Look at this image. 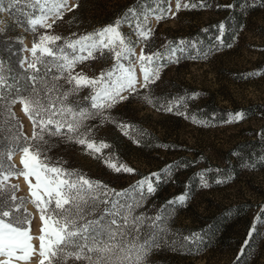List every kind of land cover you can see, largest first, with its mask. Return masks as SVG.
<instances>
[{"label": "rangeland", "instance_id": "obj_1", "mask_svg": "<svg viewBox=\"0 0 264 264\" xmlns=\"http://www.w3.org/2000/svg\"><path fill=\"white\" fill-rule=\"evenodd\" d=\"M0 2L4 9L0 11V33L21 44L22 68L39 58V52L34 58L30 49L41 35H58L62 39L56 44L63 46L65 40L94 33L135 9L145 30L152 32L147 40H141L134 27L127 23L120 26L133 49L131 60L123 63L135 71L136 92L122 93L128 99L85 122L92 128L88 139L109 147L89 154L75 142L46 136L44 155L50 163L75 170L117 192L131 189L152 174L160 175L154 194L133 210L136 216L163 217L159 246L151 249L144 264H264V0H181L196 7L179 11L176 0H66L62 17L51 28L37 26L36 31L31 30L29 19L40 15L38 6L19 3L9 9V0ZM157 15L161 19L157 20ZM198 28L206 32L208 40L196 33ZM180 42H185L180 45L185 51L177 53L178 62L171 57L159 61L163 67L158 75L146 88L140 87L141 49L146 54H166V45ZM42 59L44 62L37 64L41 75L48 87L54 84L57 89L52 98L62 97L71 85L64 77L55 79L60 74L54 67L47 71L54 64L51 57ZM113 64L112 53H96L94 59L77 64L73 74L96 78ZM0 77L10 100L17 93L8 88L16 85L17 78L7 57H0ZM32 87L30 82L22 93L27 95ZM36 87L41 96L47 95L41 84ZM92 94L93 90L85 87L65 103L91 110ZM170 106L172 111H167ZM236 113H243V118L234 121ZM119 125L131 126L125 130L127 135ZM32 133V123L18 102L10 108L0 104V145L4 149L15 142L14 137L30 139ZM21 155L18 151L11 157L17 170L22 169ZM105 161L123 164L133 172H115ZM29 179L34 183V178ZM8 184L16 185L15 195L27 201L21 214L30 218V225L24 226L37 250L29 261L12 264H38L40 213L31 203L23 176L10 177ZM185 195L182 204H169ZM133 197L138 200V192H129V202ZM104 207L98 203L87 219L98 216ZM226 207L231 208L226 212L222 240L215 236L204 246L187 247L193 242L194 228ZM149 223L141 228L140 236ZM67 264L87 262L70 259Z\"/></svg>", "mask_w": 264, "mask_h": 264}, {"label": "snow or ice", "instance_id": "obj_2", "mask_svg": "<svg viewBox=\"0 0 264 264\" xmlns=\"http://www.w3.org/2000/svg\"><path fill=\"white\" fill-rule=\"evenodd\" d=\"M19 3H31L33 8L39 7L40 15L29 19L31 30L36 27L51 28L56 19L62 17L61 9L66 7V0H9V9ZM196 7L176 0V10ZM3 4L0 2V11ZM163 12V9H160ZM168 11H171L169 9ZM175 15V13H172ZM51 18L52 23H48ZM157 20L161 19L157 15ZM146 19V17H145ZM135 20V24H133ZM127 23L134 27L135 34L141 40H147L152 32L145 30V25L139 20L135 9L114 24L107 25L94 33L80 36L76 39L65 40L63 46H58L57 41L62 38L58 35L44 34L39 37V43L34 42L30 49L34 58H39L28 63V68L33 69L37 75L31 77L33 87L27 95L17 92L10 100L3 94L4 81L0 77V104L10 108L11 104L19 103L21 110L33 126L31 138L14 137V143L7 148V159L11 161L12 155L19 151L21 170H17L11 163H4L5 150L0 146V264H12L13 261L26 262L36 254V249L31 244L32 237L29 228L30 218L21 214V206L27 203L24 198L15 195L17 186L8 184L10 177L23 176L28 183L31 203L40 213L42 222L39 236V261L38 264H67L68 260L86 261L87 264H144L150 255L151 249L159 246L158 230L162 214L148 217L145 214L133 215L135 207L140 206V201L154 194L160 182L159 174H152L133 185L131 189L117 192L109 190L99 181H93L75 170H68L50 163L44 155L47 137H60L66 142H75L84 147L89 154L100 153L109 147L104 142L97 144L89 140L91 127H86L85 122L97 115L103 114L105 108H111L116 103L128 99L122 95L124 92H136L138 83L135 71L126 66L123 61L131 60L133 49L129 45L120 26ZM221 29L223 25L220 26ZM185 42L169 47L166 54H146L141 49L138 63L143 74V83L146 88L158 75L163 64L158 63L169 57L178 62L177 53L185 49L180 46ZM112 53L114 64L106 72L100 73L96 78H89L82 74H73L77 64L89 59H94L96 53L103 55ZM43 57H51L54 67L60 77H64L71 87L63 93L62 97L52 98V93L57 91L56 86L48 87L45 79H40L38 63H43ZM67 74V75H65ZM47 90L46 96H41L36 87L37 80ZM91 88V110L83 107L67 105L68 97L79 92L82 88ZM27 91V90H26ZM148 99L149 103L151 100ZM57 100L60 106L57 107ZM167 111H172L168 107ZM105 119L110 117L105 116ZM243 113H236L232 119L239 121ZM127 135L126 129L130 125H119ZM86 129L81 131V129ZM106 165L115 172H133V169L120 164L105 161ZM29 177L34 178V183ZM155 177V180H153ZM203 180V177H202ZM221 182V181H217ZM129 192H138V200L133 197L129 202ZM186 199L181 196L169 204H182ZM98 203L105 207L98 216L87 219ZM163 212V210H162ZM148 221L147 226L152 229L146 239L140 241V230ZM135 232L136 235L132 233ZM251 231L249 235L251 236ZM247 244V241L245 242Z\"/></svg>", "mask_w": 264, "mask_h": 264}, {"label": "trees", "instance_id": "obj_3", "mask_svg": "<svg viewBox=\"0 0 264 264\" xmlns=\"http://www.w3.org/2000/svg\"><path fill=\"white\" fill-rule=\"evenodd\" d=\"M196 33H198L201 36V38H203L204 40H208L207 34L206 32H204L203 29L198 28L196 30ZM224 36L225 35L222 34V37ZM21 54H22L21 44L19 42H15L12 39L5 38L0 33V57L9 58L11 64L13 65V69L16 73L17 82H16V85L8 89L14 91L15 93H17L18 91L22 93L24 89L30 86V82H32L31 77L33 75H37L33 69L22 68L21 65H19ZM38 76L40 79H43V76L41 75V70ZM40 79L37 80L36 86L40 84ZM5 93L6 92L4 91V88H3V94L5 95ZM6 148L5 149L3 148L5 150L4 156H3V160L5 164L10 163V161H8L7 159V149ZM230 208L231 207L224 208L223 210L215 213L213 216L207 218L206 223H202L198 227H195L194 228L195 231L192 235L193 242L188 243L189 245H186V246L192 247V246H195V244L198 246H204L208 243L211 237H215V236L217 237L216 239L222 240L223 238L222 233L225 228V225L223 224L225 221L226 212L229 211ZM21 211H24V208H21ZM151 231L152 229L147 227V230L144 232V234L140 236V241H143L144 239H146ZM160 236H162V233L158 231V238H160Z\"/></svg>", "mask_w": 264, "mask_h": 264}]
</instances>
